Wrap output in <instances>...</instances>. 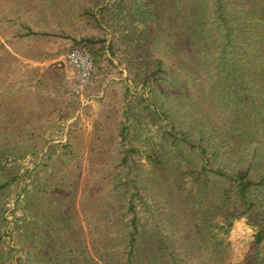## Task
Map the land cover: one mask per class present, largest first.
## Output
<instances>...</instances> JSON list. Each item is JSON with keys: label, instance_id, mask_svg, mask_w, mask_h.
Returning <instances> with one entry per match:
<instances>
[{"label": "rangeland", "instance_id": "374dc122", "mask_svg": "<svg viewBox=\"0 0 264 264\" xmlns=\"http://www.w3.org/2000/svg\"><path fill=\"white\" fill-rule=\"evenodd\" d=\"M92 1L0 0V148H14L18 153L16 158L8 155L7 169L0 171V182L21 176L12 180L1 199V214L2 205L6 210L4 220L1 215L0 250L7 264H35L43 260V255L36 257L35 252H27L31 248L26 238L30 218L23 209L27 204L26 189L32 187L34 180L31 174L36 171L43 176L46 170L60 169L57 177H64V183L79 180L77 221L83 226L91 249L102 235L114 236L123 226L113 221L115 213L120 214L117 200L122 198L127 207L135 192V177L142 170L151 209L147 212L138 206L141 216L149 223L155 219L160 222L180 255L187 257L188 264H208L207 250L199 247L198 236H186L184 227L173 218L181 209L170 195L171 187L150 181L148 170L152 166L147 159L134 155L130 173L123 170V150L129 142L121 137V122L128 117L131 132L135 124L146 125L153 135L175 125L190 131L194 140L204 138L217 144L226 130L222 128L225 122L242 118L237 97L230 85L220 80L213 58H204L198 66H191L184 51L171 53L160 38L153 47V56L165 60L164 91L158 87L152 92L138 86L130 79L125 64L105 56L100 63L93 58V81L83 97L75 95L68 77L70 70L59 66L58 60L76 47L75 39L104 34L111 39L113 34L107 26L97 27L90 15H81L84 7H92ZM135 20V13L126 19L133 33ZM121 31V27L114 30L116 34ZM147 98L156 101L166 116L157 119L150 113L155 106ZM203 109L207 115L198 124L201 119L194 113ZM252 116L250 121L255 123L251 128L255 133L246 136L245 162L252 159L255 147H259V154H264V118L259 111ZM241 128L242 125L238 132ZM228 137L230 142L238 141L232 135ZM50 146L56 150L51 159L47 154ZM182 147L190 150L184 144ZM190 152L198 158L196 151ZM137 166L139 170L135 171ZM258 197L264 202V188ZM155 214L157 218L151 217ZM237 222L243 227L240 238L233 236ZM228 235L232 238L229 244L226 242L224 264L246 260L247 256L252 259L255 248L262 244L254 243L255 230L248 225L247 217L235 220ZM235 246L239 247L237 251Z\"/></svg>", "mask_w": 264, "mask_h": 264}, {"label": "trees", "instance_id": "16d2710c", "mask_svg": "<svg viewBox=\"0 0 264 264\" xmlns=\"http://www.w3.org/2000/svg\"><path fill=\"white\" fill-rule=\"evenodd\" d=\"M92 2V7H84L81 15H90L97 27L112 29V38L106 34L83 36L75 39L76 46L87 47L98 63L105 56H110L111 61L118 59L120 64L126 65L132 82L144 89L153 92L159 87L164 91L165 60L153 56L158 38L165 42L171 53L184 51L191 66H198L207 57L215 61L220 80L227 82L237 97L242 118L227 120L222 126L225 132L214 144L204 138L194 140L190 131L175 125L160 135H153L148 126L138 124L131 132L127 117L121 122L120 134L129 144L123 150L121 163L123 170L128 169L130 173V160L134 155L144 156L152 166L148 170L152 176L150 181L171 187L170 195L181 209L173 218L184 227L182 231L186 236H198L199 247L207 250L209 256L210 261L206 263L224 264L228 252L225 236L230 233L235 220L247 217L248 225L255 230L254 243L262 244L255 248L252 259L247 256L246 260L228 264H264V202L258 197L264 188V154H259V147H255L252 159L244 161L248 148L246 136L255 133L251 128L255 122L250 119L257 111L264 118V110H261L264 108V0ZM134 13L135 33L130 32L126 21ZM116 27L122 28L120 34L114 32ZM147 99L155 106L150 113L157 119L166 116L156 101ZM194 114L201 119L198 124L203 123V116L207 115L204 109ZM245 119L249 121L246 123ZM240 125L242 128L238 132ZM229 135L238 143L230 142ZM183 144L196 151L198 158H193ZM55 152V146H50L49 159ZM9 154L13 158L18 156L14 148H0V171L7 169ZM136 170H139L138 166ZM140 171L135 177V192L129 197L127 207L122 198L117 200L120 214L115 213L113 221H119L123 226L114 236L102 235L91 249L84 228L77 221L79 180L64 183V177L61 180L57 177L60 169L46 170L43 176L39 171L31 174L34 180L32 187L26 189L27 204L23 209L30 218L26 238L31 248L27 252H35L36 257L43 255V260H35V264H188L187 257L180 255L160 222L155 219L149 223L141 216L138 206L149 212L151 202L149 187ZM20 177L14 175L0 182V203L12 180ZM64 189L68 193L63 192ZM2 209L0 227L1 215L2 220L5 219V205ZM151 217L157 218L156 214ZM242 234L241 222H237L233 236L240 238ZM2 241L0 235V243ZM0 264H7L1 250Z\"/></svg>", "mask_w": 264, "mask_h": 264}, {"label": "built area", "instance_id": "2783aa9c", "mask_svg": "<svg viewBox=\"0 0 264 264\" xmlns=\"http://www.w3.org/2000/svg\"><path fill=\"white\" fill-rule=\"evenodd\" d=\"M58 65L70 70L68 77L72 91L75 95L83 97L95 74L94 60L87 47L76 46L72 48L62 55L58 60ZM238 248V246L234 247L236 251Z\"/></svg>", "mask_w": 264, "mask_h": 264}, {"label": "crops", "instance_id": "0c3cea01", "mask_svg": "<svg viewBox=\"0 0 264 264\" xmlns=\"http://www.w3.org/2000/svg\"><path fill=\"white\" fill-rule=\"evenodd\" d=\"M231 238H232V237H231L230 235H227V236H225V241H226L227 243H228V242L230 243ZM229 243H228V244H229Z\"/></svg>", "mask_w": 264, "mask_h": 264}]
</instances>
